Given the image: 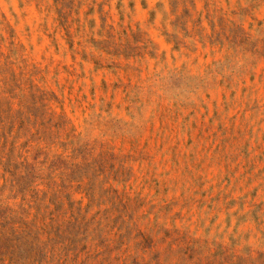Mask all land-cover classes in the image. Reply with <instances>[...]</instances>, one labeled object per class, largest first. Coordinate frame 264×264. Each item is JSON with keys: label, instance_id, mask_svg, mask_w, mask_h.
Here are the masks:
<instances>
[{"label": "rangeland", "instance_id": "obj_1", "mask_svg": "<svg viewBox=\"0 0 264 264\" xmlns=\"http://www.w3.org/2000/svg\"><path fill=\"white\" fill-rule=\"evenodd\" d=\"M28 74L111 158L106 182L82 186L112 243L145 232L162 253L164 235L264 251V0H0V98Z\"/></svg>", "mask_w": 264, "mask_h": 264}, {"label": "trees", "instance_id": "obj_2", "mask_svg": "<svg viewBox=\"0 0 264 264\" xmlns=\"http://www.w3.org/2000/svg\"><path fill=\"white\" fill-rule=\"evenodd\" d=\"M24 80L26 90H7L0 98V264H166L173 256L176 261L172 264H264V251L228 252L213 242L217 249L205 252L207 240L164 235L160 238L166 244L164 253L156 248L159 241L145 232H137L135 243L131 234L111 232L112 243L105 235L109 232H103L108 224L99 216L100 209L92 210L97 192L92 185L82 186L84 179L89 184L92 180L106 182L104 166L111 158L94 155L95 140H84L57 94L38 87L29 74ZM15 99L27 109L29 120L20 106L14 108ZM28 99L30 105L26 106ZM51 99L59 103V113L49 105ZM2 100L8 107L6 115ZM27 120L35 130L17 144ZM59 132H63L61 140ZM34 136L41 140L33 146V158L28 156L31 153H19ZM122 169L121 165V173ZM118 174L117 170L115 176ZM119 183L125 186L123 178ZM111 186L102 188L114 192V198L123 203L125 194ZM75 192L84 193L88 202L83 203L84 196L75 199ZM99 194L103 198L105 192Z\"/></svg>", "mask_w": 264, "mask_h": 264}]
</instances>
